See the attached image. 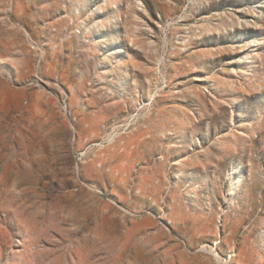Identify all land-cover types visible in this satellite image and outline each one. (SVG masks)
Here are the masks:
<instances>
[{
  "label": "rangeland",
  "instance_id": "obj_1",
  "mask_svg": "<svg viewBox=\"0 0 264 264\" xmlns=\"http://www.w3.org/2000/svg\"><path fill=\"white\" fill-rule=\"evenodd\" d=\"M0 264H264V0H0Z\"/></svg>",
  "mask_w": 264,
  "mask_h": 264
}]
</instances>
